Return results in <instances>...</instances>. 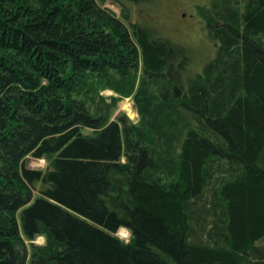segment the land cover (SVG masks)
Returning <instances> with one entry per match:
<instances>
[{
	"label": "trees",
	"instance_id": "1",
	"mask_svg": "<svg viewBox=\"0 0 264 264\" xmlns=\"http://www.w3.org/2000/svg\"><path fill=\"white\" fill-rule=\"evenodd\" d=\"M104 1L0 0V264H264V0L201 66Z\"/></svg>",
	"mask_w": 264,
	"mask_h": 264
},
{
	"label": "rangeland",
	"instance_id": "2",
	"mask_svg": "<svg viewBox=\"0 0 264 264\" xmlns=\"http://www.w3.org/2000/svg\"><path fill=\"white\" fill-rule=\"evenodd\" d=\"M211 0H151L147 3L128 5V11L132 17V20H148L158 25L163 32L186 44L191 52H193V60H200L198 66H201L206 62L215 51V46L206 35V30L203 25L202 19L197 10L199 6L208 5ZM103 7L110 9L116 16L121 17L122 8L113 0H105L102 3ZM195 6V17L188 23L180 25L178 19L175 16V9L180 11H191ZM174 15V16H173ZM112 90H104V94H112ZM124 111L125 114L132 120H136L138 115L135 110L132 97H125L118 101L117 111ZM46 164V159L36 158L28 156L26 165L33 168H43ZM121 228V227H120ZM116 234L127 240L129 237V231L126 228L118 229ZM36 242H42L43 237L38 236L35 239Z\"/></svg>",
	"mask_w": 264,
	"mask_h": 264
},
{
	"label": "flooded vegetation",
	"instance_id": "3",
	"mask_svg": "<svg viewBox=\"0 0 264 264\" xmlns=\"http://www.w3.org/2000/svg\"><path fill=\"white\" fill-rule=\"evenodd\" d=\"M194 8H195V6L193 7V10L191 9V11L182 10L180 12H179L180 9H178V8L175 9V16L178 19V23L180 21H183V22L179 23L180 25H184V24L188 23L190 20H192L193 17H195V15H197V14H195L196 10H194Z\"/></svg>",
	"mask_w": 264,
	"mask_h": 264
}]
</instances>
